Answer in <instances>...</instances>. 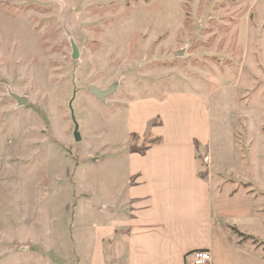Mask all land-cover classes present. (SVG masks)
I'll list each match as a JSON object with an SVG mask.
<instances>
[{
    "label": "rangeland",
    "instance_id": "374dc122",
    "mask_svg": "<svg viewBox=\"0 0 264 264\" xmlns=\"http://www.w3.org/2000/svg\"><path fill=\"white\" fill-rule=\"evenodd\" d=\"M171 93L210 118V264H264V0H0V264H89L96 193L159 138L129 108Z\"/></svg>",
    "mask_w": 264,
    "mask_h": 264
},
{
    "label": "crops",
    "instance_id": "0c3cea01",
    "mask_svg": "<svg viewBox=\"0 0 264 264\" xmlns=\"http://www.w3.org/2000/svg\"><path fill=\"white\" fill-rule=\"evenodd\" d=\"M187 96L202 116L184 114V93L138 100L129 108L131 134L144 137L151 129L160 141L144 152H132L128 143L115 202L96 193L101 211L86 226L89 264H185L187 252L212 247L213 186L200 163L211 124L204 99Z\"/></svg>",
    "mask_w": 264,
    "mask_h": 264
},
{
    "label": "built area",
    "instance_id": "2783aa9c",
    "mask_svg": "<svg viewBox=\"0 0 264 264\" xmlns=\"http://www.w3.org/2000/svg\"><path fill=\"white\" fill-rule=\"evenodd\" d=\"M212 253L209 248L195 249L185 255V264H210Z\"/></svg>",
    "mask_w": 264,
    "mask_h": 264
},
{
    "label": "water",
    "instance_id": "95a60500",
    "mask_svg": "<svg viewBox=\"0 0 264 264\" xmlns=\"http://www.w3.org/2000/svg\"><path fill=\"white\" fill-rule=\"evenodd\" d=\"M112 91H113V87H111V88H109L107 90H103V89H100V88L95 87V86H91V88H90V92L92 94L96 95L98 98H101V99L105 98V96L109 95ZM71 112H72L73 120H74V123H75L74 137H75L76 140H81V135H80V132H79V125H78V123L75 120L73 109H71ZM94 203L95 204L98 203L97 196L94 199Z\"/></svg>",
    "mask_w": 264,
    "mask_h": 264
},
{
    "label": "trees",
    "instance_id": "16d2710c",
    "mask_svg": "<svg viewBox=\"0 0 264 264\" xmlns=\"http://www.w3.org/2000/svg\"><path fill=\"white\" fill-rule=\"evenodd\" d=\"M159 141H160V138H152V140L150 141L149 144H145L143 147H140V148H136L133 145H131V151L132 152L133 151L144 152L147 149V147H149V145L156 143V142H159ZM197 145H198V143H197ZM205 173H207V171H205Z\"/></svg>",
    "mask_w": 264,
    "mask_h": 264
}]
</instances>
